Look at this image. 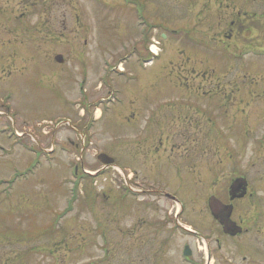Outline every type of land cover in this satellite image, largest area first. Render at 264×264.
I'll list each match as a JSON object with an SVG mask.
<instances>
[{
  "label": "rangeland",
  "instance_id": "374dc122",
  "mask_svg": "<svg viewBox=\"0 0 264 264\" xmlns=\"http://www.w3.org/2000/svg\"><path fill=\"white\" fill-rule=\"evenodd\" d=\"M191 3L0 0V261L129 264L143 245L120 234L130 220L173 216L164 194L184 202L182 219L201 218L206 170L243 168L260 131L208 120L227 66L189 44ZM193 70L208 72L199 88L215 98L197 96Z\"/></svg>",
  "mask_w": 264,
  "mask_h": 264
},
{
  "label": "flooded vegetation",
  "instance_id": "af4514ba",
  "mask_svg": "<svg viewBox=\"0 0 264 264\" xmlns=\"http://www.w3.org/2000/svg\"><path fill=\"white\" fill-rule=\"evenodd\" d=\"M191 2L187 17L192 22L193 47L196 51L205 49L201 57L206 56L209 64L224 61L227 66V72H219L217 80L224 83L222 90L218 89L219 100L214 103L218 110L211 108L208 120L224 124L236 120L246 134L260 131V135L248 139L253 147L248 154L247 142L245 152L241 153L245 159L243 168L226 162L232 168L206 170L207 189L199 194L203 217L190 221L176 211L168 216L165 209L156 220H130L128 231L120 234H127L130 241H143L139 251L142 255L135 254L133 249L129 264H264V0ZM209 70L214 72L215 68L209 65ZM207 74L193 70V88L197 96L201 91L215 98L210 91L199 88L205 78L212 84ZM194 125L198 128V119ZM223 143L224 152H228L226 142ZM222 163L217 161L218 166ZM194 173L200 178L201 174L196 170ZM211 198L223 207L227 217H214L209 208ZM153 240L159 242L152 245ZM37 252L32 249L29 255L36 256ZM4 260L0 264H11ZM20 264L25 262L21 259Z\"/></svg>",
  "mask_w": 264,
  "mask_h": 264
},
{
  "label": "water",
  "instance_id": "95a60500",
  "mask_svg": "<svg viewBox=\"0 0 264 264\" xmlns=\"http://www.w3.org/2000/svg\"><path fill=\"white\" fill-rule=\"evenodd\" d=\"M55 61L59 64L63 63V59L61 58V56H57L55 57ZM98 160L101 164L103 165H106V166H109V165H112L113 164V160L109 157H107L106 155H100L98 156ZM209 208L211 209L214 217H219V215H222V217L224 216H228V214L224 212V209L222 206L220 205H217L215 203V199H210V202H209ZM224 213V214H223Z\"/></svg>",
  "mask_w": 264,
  "mask_h": 264
},
{
  "label": "bare ground",
  "instance_id": "6f19581e",
  "mask_svg": "<svg viewBox=\"0 0 264 264\" xmlns=\"http://www.w3.org/2000/svg\"><path fill=\"white\" fill-rule=\"evenodd\" d=\"M151 51H153L155 55H158L159 50H158V48H156L155 46L152 47V50H151ZM97 115H98V114H97ZM98 116H99V115H98Z\"/></svg>",
  "mask_w": 264,
  "mask_h": 264
}]
</instances>
